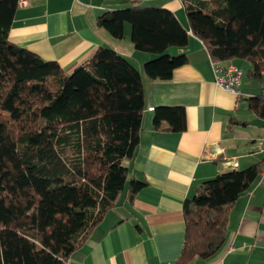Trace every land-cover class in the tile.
Instances as JSON below:
<instances>
[{"label":"trees","instance_id":"obj_1","mask_svg":"<svg viewBox=\"0 0 264 264\" xmlns=\"http://www.w3.org/2000/svg\"><path fill=\"white\" fill-rule=\"evenodd\" d=\"M17 0H0V264H67L90 230L121 197L124 161L138 145L144 92L141 73L109 47L71 73L8 39ZM190 34L212 62L250 63L248 77L264 81V0H189ZM156 54L143 63L153 81H167L187 63L190 34L164 8L130 7L97 17L98 26ZM264 117V95L250 97ZM184 108L155 109L154 123L185 129ZM264 162V161H263ZM232 169L195 186L183 201L185 237L176 264L215 256L226 241L227 214L264 163ZM144 186L129 179L132 196Z\"/></svg>","mask_w":264,"mask_h":264},{"label":"crops","instance_id":"obj_2","mask_svg":"<svg viewBox=\"0 0 264 264\" xmlns=\"http://www.w3.org/2000/svg\"><path fill=\"white\" fill-rule=\"evenodd\" d=\"M188 1L28 0L15 10L8 39L57 62L66 73L102 46L113 49L142 76L138 145L124 165L128 179L144 186L132 196L123 190L67 264H176L185 237L183 201L194 194L195 186L218 173L264 161V154L255 151L256 139L264 135V117L248 99L264 95V81L248 77L250 63L235 59L231 63L242 70L239 100L214 83L209 54L190 34L184 8ZM130 7L167 9L190 34L184 49L168 51L183 52L187 58L169 80L153 81L144 74L143 63L157 55L135 49L128 23L122 38L98 26L101 13ZM164 106L184 108L182 132L168 130L165 121L154 123L155 109ZM190 264H264V176L259 173L229 210L222 249L207 260L194 257Z\"/></svg>","mask_w":264,"mask_h":264},{"label":"built area","instance_id":"obj_3","mask_svg":"<svg viewBox=\"0 0 264 264\" xmlns=\"http://www.w3.org/2000/svg\"><path fill=\"white\" fill-rule=\"evenodd\" d=\"M27 3L28 0H17V7L26 6ZM211 66L214 73V83L221 89L233 93L239 100L238 86L240 85L242 70L231 62L222 64L211 61ZM255 149L256 152L264 154V135L256 139ZM228 165H233L232 161H229ZM260 175L264 176V167L260 171Z\"/></svg>","mask_w":264,"mask_h":264},{"label":"rangeland","instance_id":"obj_4","mask_svg":"<svg viewBox=\"0 0 264 264\" xmlns=\"http://www.w3.org/2000/svg\"><path fill=\"white\" fill-rule=\"evenodd\" d=\"M174 50V49H173ZM173 54H175L173 51H171ZM129 183V179L126 181V184H125V188H126V185H128Z\"/></svg>","mask_w":264,"mask_h":264}]
</instances>
